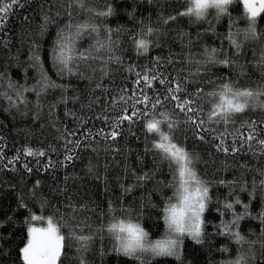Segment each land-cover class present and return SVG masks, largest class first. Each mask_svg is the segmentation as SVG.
I'll return each instance as SVG.
<instances>
[{
    "label": "trees",
    "instance_id": "trees-1",
    "mask_svg": "<svg viewBox=\"0 0 264 264\" xmlns=\"http://www.w3.org/2000/svg\"><path fill=\"white\" fill-rule=\"evenodd\" d=\"M21 2L23 7H13L0 25V264H24L21 249L27 243V228L49 217L66 238L61 264H232L242 254L247 264H264V153L257 148L253 155L247 144L243 151L233 150L236 129L246 132L243 125L249 121L256 122L258 135L264 137V107L260 106L264 96L248 100L244 111L232 113L227 124H206L211 135L203 141L193 135L184 115L179 111L173 115L171 104L164 101L145 112L131 129L125 122L115 140H106L100 134L111 130L110 120L126 101L131 104L135 73L153 67L165 73L166 79L168 74L183 76L189 91L199 86L203 95L198 103L205 116L221 102L218 95H209L221 91V80L232 84L234 91L264 86V72L253 59L255 45L240 31L249 23L243 1L232 0L225 13L210 9L200 19L177 15L187 10L190 0H85L86 8L71 0ZM170 15L176 20L163 24L161 17ZM89 23L99 29V35L92 36L107 43V32L116 41L111 53L114 59L107 64L108 74L100 71L109 57L106 50L91 62L95 71L82 66L83 75L59 74L53 61L58 33L65 30L66 54L75 58L95 40L87 35L75 37V28L68 30L66 26ZM145 26L163 33L158 45L154 43L155 35L148 36L146 53L137 50L133 42V37L142 38ZM256 27L258 34L264 30V13L258 14ZM232 32L242 45L239 51L227 38ZM189 43L191 52L182 54ZM205 47L218 52L223 49L222 54L228 57L235 53L239 58L237 70L217 64L207 74L201 68L197 75ZM170 53L174 63L153 64L156 57L166 60ZM240 65L245 66L244 75L239 74ZM153 87L157 93L163 90L155 81ZM21 88L22 102H18L17 89ZM121 89L125 90L123 99ZM147 92L153 95L150 89ZM8 97H12L11 102ZM238 102L245 100L240 98ZM145 117L160 121V131L169 136L171 143L192 153L195 168L209 192L199 242L184 234L173 255L129 259L105 234L103 224L110 216H129L152 237L159 236L176 179L170 160L154 147L162 142L161 137L147 132ZM169 120L174 121L171 131ZM218 133L224 134L228 152L217 149L219 141L214 142L212 137ZM66 139L79 144L70 152L71 161L65 160ZM240 147L235 145V149ZM29 148L42 150L45 155L27 156L25 150ZM68 149H72L71 144ZM49 161L56 166L50 167ZM138 176L146 178L138 180ZM31 215L44 219L31 221ZM61 217L68 227L61 226ZM82 220L86 226L80 224ZM73 226L77 227L76 235L83 227V234L90 239H73L68 246L69 228ZM236 233L247 242L237 243ZM82 246L87 250L81 252Z\"/></svg>",
    "mask_w": 264,
    "mask_h": 264
},
{
    "label": "snow or ice",
    "instance_id": "snow-or-ice-1",
    "mask_svg": "<svg viewBox=\"0 0 264 264\" xmlns=\"http://www.w3.org/2000/svg\"><path fill=\"white\" fill-rule=\"evenodd\" d=\"M74 4L79 6L80 8H86L85 0H71ZM232 2V0H192V4L194 6L187 7L185 12H179L177 15L179 16H191L195 15L197 19L205 16V12L207 9H217L219 13H225L227 11V6ZM243 5L247 10L248 16V27L246 29H242L244 33V39L246 41L251 42L252 45H255L253 59L257 62V67L259 70L264 72V30H261L260 33H257V17L258 14L264 13V0H243ZM13 7H23V3L21 0H0V25L3 24L4 19L8 14H10ZM91 11V9H88ZM111 11V9H109ZM101 15H105L106 13H100ZM175 21L176 16H168L161 17V21L163 24H168L169 21ZM48 16H45V23H48ZM75 28L74 36L83 38L84 35L91 37L92 40H95V43L90 46V48L84 52H81L78 57H73L72 55L66 54V49L68 45L66 43L67 37L64 35V29L58 33V39L56 41V48H54L53 52V61L57 65V71L59 74H71L74 72L80 73L83 75L82 66H86V68H91L93 71L92 61L101 57L102 50H106L109 52V57L107 61H103L105 67L100 69L103 75H107V64L114 59L112 53V47L116 44V41L112 40L108 33L104 34L105 40H100L97 38L99 35V29L94 24H80L73 26L71 24L67 25L66 28L68 30H72ZM146 31L142 30L140 35L142 38L136 39L133 37V42L136 45L137 50L142 49L143 52L148 51L149 40L148 36L155 35L154 43L158 45L159 36L163 33L160 32V29H153L151 26H145ZM235 27V24L233 25ZM211 28V25H210ZM2 27H0V32H2ZM92 33H97V36H92ZM186 35V34H185ZM236 32H232L227 34V38L231 41L233 45H235L236 49L239 51L242 47L240 43H237L235 39ZM191 38L189 37V42ZM181 41L183 43V37H181ZM58 49V52H57ZM183 51L191 52L190 43L187 48L182 49ZM223 49L219 52L216 48L205 47L204 52L201 54L203 59L199 61L197 64V75L199 74L201 68L207 74L212 67H215L217 64H223L225 66H233V70L236 71V64L239 62V58L236 57L235 53L233 56L228 57L222 54ZM190 58V57H189ZM34 59L39 62V56L35 55ZM117 62H119L118 58H115ZM164 63H174V60L171 57V53L169 57L165 60L161 57H156L153 61L154 65H161ZM71 64V67L69 66ZM244 65H240L239 74L244 75ZM131 70V69H130ZM207 78V77H205ZM153 81L157 82L159 85L163 86V90L159 93L156 92V89L153 87ZM211 82V81H210ZM133 84L136 87L133 89V94L131 95V104L129 105L127 101L121 106L118 111L117 116L110 120L109 128L111 129L108 133H104L101 131V135H103L104 139L115 140L117 136H119L121 126L127 122L129 129L138 121L141 117H144L145 112L150 111L152 108H156L161 104L162 101L171 104L173 109V115L177 111L181 112L184 115L185 124L188 125L193 135L199 137L200 140H205L207 136L211 135V131L205 128V125L208 123H218L223 121L225 124L229 122V118L232 113H240L243 112L247 107V101L257 100L258 97L264 96V86H257L254 90L249 87H245L243 91L237 89L233 90V85L230 83H223L221 80L219 93L213 92L209 93V95L220 97L219 103H216L213 107L210 108L206 116L203 114L202 108L199 106L198 97L203 95V90L197 86L196 90L189 91L188 84L185 81V78L181 75H177L176 77H172L171 74H168V78H165V73L158 72L156 67L145 71L144 73L137 72L135 73V79L133 80ZM262 84H264V77H262ZM59 87L58 85H53ZM100 84H97V87H100ZM9 87H12L9 85ZM151 90L153 95L149 96L147 90ZM124 89H121L120 99H123ZM19 95L16 96V100L18 102H22V93L23 89H17ZM138 93V94H137ZM231 94L235 97V102L233 99H228V95ZM240 98H244L245 103H239ZM10 102L12 101V97H8ZM264 107V104L260 105ZM131 107V113L128 112V108ZM115 110V109H114ZM77 119H80L79 117ZM147 132H156L159 133L161 137L160 143L154 145L155 148L162 150L165 154L164 158L168 160H179L185 161V169H187V164H190L191 161L187 159L186 151L177 147L176 144L171 143L169 136L165 135L160 131V121L155 120L154 118H147ZM174 121H168V128L171 131ZM245 131H241V129H236V135L233 140V150L234 151H243V145L247 144L248 151H252L253 155H256V149L258 148L261 153H264V137L258 135V129L256 122L249 121L247 124L243 125ZM264 131V129H261ZM71 135V133H69ZM213 141H219L216 143V147L221 152H228L229 149L224 146V134L218 133L216 136L212 137ZM254 142V143H253ZM72 145V149H68V145ZM239 144L240 149H235V145ZM78 142H73L70 140L65 141V149L66 155L65 160L71 161L73 156L70 154L71 151H74L76 147H78ZM27 156H44V151H33L31 148L26 149ZM50 167H55L56 165L49 161ZM63 166V163H61ZM27 167V166H26ZM91 170V169H90ZM190 172V169H187ZM28 171H31V168H28ZM264 176V172L261 173ZM181 176H184V172H181ZM146 177L138 176V180H143ZM200 183L199 181L197 182ZM209 189L208 187H197L195 190V197L192 200V204L190 206V211L193 212L195 218V224L188 228V234L196 239L199 242V237L201 234V225L204 223L201 216L205 211V201L208 197ZM231 207V205H229ZM177 211L176 206L172 205L170 208H166L165 212L175 214ZM183 212V210H180ZM183 218V217H181ZM44 218L38 215H31V221H41ZM166 220L169 219V216L166 215ZM61 226L68 227V222L61 217L60 220ZM81 225L86 226V221H80ZM80 235H76L77 227L73 226L69 228V240L68 246H71V241L75 239L79 242H85L90 239L89 236L83 234V227L79 228ZM178 231L183 235L185 229L183 227L179 228ZM237 243L247 242L244 241V238L240 236L239 233L235 234ZM251 243V242H248ZM66 247V238L61 234L60 228L57 227L55 223H53V218L49 217L47 219V227H33L29 225L27 228V243L21 249L22 259L24 264H61V256L65 252ZM173 248H177V242L173 241ZM86 247L82 246L81 252L86 251ZM126 251V250H125ZM167 255L175 254V250L166 249L164 253ZM139 259V257H137ZM80 259L83 257L81 255ZM247 264L245 260L244 254H242L236 261L232 262V264Z\"/></svg>",
    "mask_w": 264,
    "mask_h": 264
},
{
    "label": "clouds",
    "instance_id": "clouds-1",
    "mask_svg": "<svg viewBox=\"0 0 264 264\" xmlns=\"http://www.w3.org/2000/svg\"><path fill=\"white\" fill-rule=\"evenodd\" d=\"M189 6H194L192 0H190ZM210 9L212 8L206 10L205 15ZM186 153L187 159L191 161L190 164H187V169H190V172L185 169V161L170 160L176 179L172 199L168 202L167 207L170 208L175 205L177 211L175 214L167 213L162 216L164 228L159 236L152 237L151 233L140 222L129 216H110L103 224L102 228L105 234L126 258L169 256L162 253L166 249L176 250L173 248V241H176L178 245V241L182 236L178 229L183 227L185 229L183 235L188 234L187 229L195 224L190 206L195 197L196 188L199 186L202 190L204 185L198 170L195 168V157L191 152L186 151ZM182 171L184 172L183 177L181 176ZM181 209L183 212L180 211ZM166 215L169 216L168 220L165 219Z\"/></svg>",
    "mask_w": 264,
    "mask_h": 264
},
{
    "label": "rangeland",
    "instance_id": "rangeland-1",
    "mask_svg": "<svg viewBox=\"0 0 264 264\" xmlns=\"http://www.w3.org/2000/svg\"><path fill=\"white\" fill-rule=\"evenodd\" d=\"M243 1V0H242ZM228 99H233L234 100V102H235V97H233V96H229V97H227ZM204 185V184H203ZM205 186V185H204ZM206 187V186H205ZM201 218H202V216H201ZM47 219L48 218H45V220H43V223H38V224H35V223H32L31 224V226H33V227H47ZM54 223V222H53ZM183 236V235H182ZM181 238V237H180ZM179 241H180V239H179ZM178 241V242H179ZM177 247H178V245H177Z\"/></svg>",
    "mask_w": 264,
    "mask_h": 264
}]
</instances>
